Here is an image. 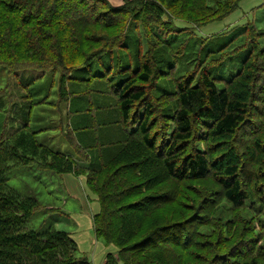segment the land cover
<instances>
[{"label": "rangeland", "instance_id": "rangeland-1", "mask_svg": "<svg viewBox=\"0 0 264 264\" xmlns=\"http://www.w3.org/2000/svg\"><path fill=\"white\" fill-rule=\"evenodd\" d=\"M133 64L138 76L143 65L152 75L135 109L151 104L150 136L167 144L173 124L164 114L177 107L176 86L201 71L215 80L220 68L228 79L242 65L240 78L221 86L248 104L245 124L234 137L216 138L192 121L193 137L181 149L207 161L206 178L171 177L158 146L137 158L120 156L123 146L142 150L139 122L122 124L119 111L117 81ZM109 138L126 142L101 150L97 142ZM262 148L264 0H0V162L16 158L6 168L0 163V172L17 196L37 202L21 216L28 229L69 235L73 264H264ZM102 152L120 156L103 174L118 172L111 193L125 199L113 209L135 203L146 210L139 227L128 228L136 230L128 242L149 236L151 245L122 259L121 246L96 234L100 201L87 170L107 165ZM230 165L238 167L245 197L239 208L219 184ZM168 235L181 242H166Z\"/></svg>", "mask_w": 264, "mask_h": 264}, {"label": "trees", "instance_id": "trees-1", "mask_svg": "<svg viewBox=\"0 0 264 264\" xmlns=\"http://www.w3.org/2000/svg\"><path fill=\"white\" fill-rule=\"evenodd\" d=\"M186 52L188 54V50H185ZM124 71H129V73H125L124 78L117 81V85L123 83V87L118 92L121 122L122 124L139 122L136 130L139 133L141 143L139 145L142 150L137 152V149L132 146H126L125 148L123 146L119 153L120 156L132 155L137 158L158 146L164 150L161 165L168 175L173 178L198 180L206 178L209 172L207 161L198 155L186 156L181 149L183 144L189 142L193 137L192 121L201 123L205 128L211 129V135L216 138L234 137L239 128L245 124L249 111L248 104L240 99H232L228 91L221 86L222 82L227 83L223 80H227L229 82L227 84L232 83L233 80L237 81L242 73V65L239 64V67H236L234 72L230 73L231 78L229 77V80L222 77L223 73L220 68V72L216 77L217 80H212L207 73L201 71L199 76L189 77L183 84L176 86L173 98L177 107L170 114L163 113L164 120L171 121L173 124L171 134L169 133L172 137L170 144L160 143V140H154L150 136V130L153 129L150 118L151 104L146 103L143 110L135 109L146 99L144 86L151 81V68L143 65L139 76L134 70V64L131 67L127 66ZM137 82L143 86H136ZM102 126L106 127L107 125L103 124ZM103 132H106L107 137L112 133L109 130H103ZM123 135L127 137L126 139H131L134 136L132 131L128 132L127 130H123ZM109 139L111 140H108L105 144L101 143H104L107 139L96 141L101 150L106 149L108 146L114 147V144L117 143L120 147L122 141L123 143L126 142L125 138L122 141L119 138L116 140ZM31 149H33L32 145ZM260 151L264 153V148ZM102 153L107 155L108 160H105L107 165L91 163L88 165L87 170L90 187L96 191L100 201V212L96 214L94 220L98 225L96 234L102 236L106 242H111L110 244L117 247L121 246L118 250V259H122L126 252L128 253L140 247L145 250L151 245L149 236L137 240L133 244L128 242L133 234H136V230L130 231L128 228L131 225L134 226L137 221L135 228L139 227L146 210H144L145 206L135 203L113 209L116 202L124 198L120 196L122 191L111 193V190L115 189L113 187L116 186L118 172L107 177L103 174L106 173L109 167L108 163L114 162L120 156L118 153L115 155L113 153ZM146 159L139 162L143 167L147 163ZM11 160L16 161V158L13 155L6 159L2 158L1 166L3 168L8 167V162ZM51 170L55 172L57 167L52 166ZM66 172H70L69 169L61 173ZM238 172L237 166H227L222 170V179L219 180L221 189L224 191V199L235 208L241 207L245 199L241 192L240 182L235 180ZM0 177V264H73L77 261L78 259L73 256L76 245L67 233L53 229V227L45 230L27 228L29 219L21 216H27L31 213L37 202L17 196L14 190L8 187L7 179L4 178V170L0 172ZM99 178L103 180L101 183L96 182ZM171 232H174L177 237L181 234L177 230ZM167 237L166 242L168 239L173 243L175 241L176 243L181 242L172 236L169 237L168 235ZM105 264L110 263L107 260Z\"/></svg>", "mask_w": 264, "mask_h": 264}]
</instances>
